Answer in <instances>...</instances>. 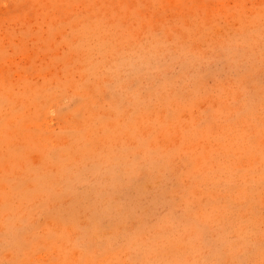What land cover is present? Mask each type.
<instances>
[{"label": "rangeland", "instance_id": "rangeland-1", "mask_svg": "<svg viewBox=\"0 0 264 264\" xmlns=\"http://www.w3.org/2000/svg\"><path fill=\"white\" fill-rule=\"evenodd\" d=\"M0 264H264V0H0Z\"/></svg>", "mask_w": 264, "mask_h": 264}]
</instances>
